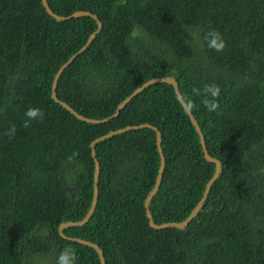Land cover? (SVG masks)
<instances>
[{
  "label": "trees",
  "instance_id": "obj_1",
  "mask_svg": "<svg viewBox=\"0 0 264 264\" xmlns=\"http://www.w3.org/2000/svg\"><path fill=\"white\" fill-rule=\"evenodd\" d=\"M58 15L89 11L102 27L61 72L57 97L94 119L148 79L172 76L192 110L209 154L221 162L201 209L183 228L149 225L144 199L160 163L148 126L95 143L98 197L69 237L102 249L105 264H264V0H46ZM97 28L89 15L56 19L42 0H0V264H56L65 247L77 264H100L96 250L61 235L93 196L90 143L109 131L148 123L160 131L165 166L149 202L154 223L185 219L215 164L171 84L154 82L118 115L91 123L51 97L58 68ZM222 34L223 52L202 36ZM221 89L210 113L192 93ZM38 107L42 121L25 112ZM16 126V134L6 132Z\"/></svg>",
  "mask_w": 264,
  "mask_h": 264
},
{
  "label": "water",
  "instance_id": "obj_2",
  "mask_svg": "<svg viewBox=\"0 0 264 264\" xmlns=\"http://www.w3.org/2000/svg\"><path fill=\"white\" fill-rule=\"evenodd\" d=\"M43 6L45 7L46 11L53 17H55L56 19H65V18H69L71 16H83V15H89L92 16L93 18L96 19L97 21V28L95 31H93L87 38V40L85 41V43L76 51L74 52L56 71V74L53 78L52 81V92H51V97L58 103H60L63 107H65L70 113H72L76 118L87 121V122H91V123H98V122H102V121H107L110 118H112L113 116L118 115L120 109H122L126 103L128 101H130L138 92H140L143 88H145L146 86H148L151 83L154 82H166L169 83L173 86L174 91L178 97V100L180 101V103L182 104L183 108L185 109V111L187 112L191 123L193 124V126L195 127L199 138H200V142H201V146H202V151H203V155L204 158L209 161V162H213L215 164V170L214 173L212 175V177L208 180V182L205 185L203 194L201 196V198L199 199V201L197 202V204L195 205V207L190 211L189 215L181 220V221H170V222H164L161 224H156L154 223L153 219H152V215L150 213V209H149V202L152 198V196L156 193L158 186L161 182L162 179V175H163V170H164V166H165V157L161 148V138H160V131L157 129L156 126L148 124V123H143V124H139V125H134V126H127L121 129H117V130H113V131H109L108 133L98 136L95 139H93L90 143V147H91V155L94 159V176H93V196H92V200H91V204L90 207L87 211V213L85 214V216L78 220V221H65L59 224L58 230L61 233V235L65 238H68L72 241H76L78 243L81 244H85L88 246L93 247L99 257V261L100 264H105L104 262V254L102 249L99 247V245H97L96 243L90 241V240H86V239H82L79 237H69L66 236L62 230L65 227L68 226H78V225H82L84 223H86L88 221V219L90 218V216L92 215L94 209H95V205L97 202V197H98V179H99V162L96 158V154H95V143L114 134L117 132H121L130 128H138V127H142V126H148L152 129H154L156 131V145H157V150L160 156V163H159V167L157 170V174L155 177V182L152 186V188L149 190V192L147 193L145 199H144V206H145V212H146V216L148 218V222L149 225L155 229H160V228H165V227H177V228H183L185 227L189 221L197 214V212L201 209L203 202L205 201V198L208 194L209 188L211 183L215 180V178L218 176L219 172H220V168H221V162L217 159L212 157L206 147V143H205V139L204 136L202 134L201 128L198 124V122L196 121L194 115L192 114V112L190 110H188L186 103L184 102L181 93L179 91V87H178V82L177 80L172 77V76H161V77H155V78H151L148 79L147 81H145L144 83H142L141 85H139L138 87H136L128 96H126L121 102L118 103L116 110L114 111V113L106 118H102V119H94V118H89L86 117L80 113H78L75 109H73L69 104H67L66 102H64L63 100L59 99L57 97L56 94V87H57V81L58 78L61 74V72L63 71L64 68H66L73 60L74 58L81 54L87 47L88 45L91 43V41L93 40V38L95 37V34L97 32L100 31L101 27H102V23L101 21H99L97 19V16L89 11H83V10H77L74 11L72 14L67 15V16H62V15H58L55 12L52 11V9L49 7L48 3L46 0H42Z\"/></svg>",
  "mask_w": 264,
  "mask_h": 264
},
{
  "label": "clouds",
  "instance_id": "obj_3",
  "mask_svg": "<svg viewBox=\"0 0 264 264\" xmlns=\"http://www.w3.org/2000/svg\"><path fill=\"white\" fill-rule=\"evenodd\" d=\"M202 40L209 49H212L216 52H223L227 47V42L223 38L222 34L214 29L204 33ZM192 93L195 96L202 97L201 104L207 109L208 112L215 113L220 109L221 89L217 84H205L202 89L193 88ZM185 103L188 110H192L196 107L194 102L190 99H186ZM25 116L27 117V120L23 127L28 128L30 127V122L37 120L42 121L44 119V112L38 107H31L25 112ZM16 131V126L13 125L6 132V135L11 138L16 134ZM77 260L78 254L76 250L71 247H65L56 258V264H77Z\"/></svg>",
  "mask_w": 264,
  "mask_h": 264
}]
</instances>
